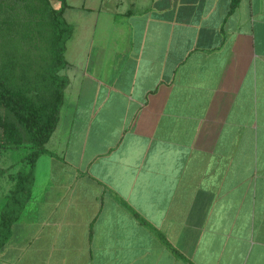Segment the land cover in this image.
I'll list each match as a JSON object with an SVG mask.
<instances>
[{"label":"crops","instance_id":"0c3cea01","mask_svg":"<svg viewBox=\"0 0 264 264\" xmlns=\"http://www.w3.org/2000/svg\"><path fill=\"white\" fill-rule=\"evenodd\" d=\"M67 1L53 155L0 264H264V0Z\"/></svg>","mask_w":264,"mask_h":264},{"label":"trees","instance_id":"16d2710c","mask_svg":"<svg viewBox=\"0 0 264 264\" xmlns=\"http://www.w3.org/2000/svg\"><path fill=\"white\" fill-rule=\"evenodd\" d=\"M21 1L16 18L0 21V150L27 152L0 213V252L31 198L37 160L53 155L46 144L65 103L70 81L61 72L75 30L65 18L67 0L58 8L52 0ZM240 1L232 0L231 12Z\"/></svg>","mask_w":264,"mask_h":264},{"label":"rangeland","instance_id":"374dc122","mask_svg":"<svg viewBox=\"0 0 264 264\" xmlns=\"http://www.w3.org/2000/svg\"><path fill=\"white\" fill-rule=\"evenodd\" d=\"M56 7H59V0H52ZM85 0H69L71 4L80 6ZM93 0H87V2H92ZM22 9L21 0H0V21L11 20L16 18L18 12ZM72 43H68V47H71ZM68 54L66 53V59ZM65 69L62 70L61 74L64 75ZM1 134V128H0ZM27 152L16 151L9 152L5 150H0V209H3L6 198L14 187L13 176L17 169L21 167V164L15 165L20 161Z\"/></svg>","mask_w":264,"mask_h":264}]
</instances>
